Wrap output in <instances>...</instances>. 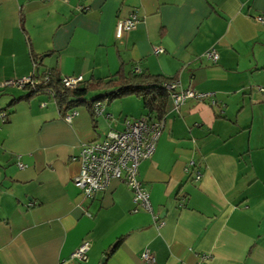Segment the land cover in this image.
<instances>
[{
  "label": "crops",
  "instance_id": "1",
  "mask_svg": "<svg viewBox=\"0 0 264 264\" xmlns=\"http://www.w3.org/2000/svg\"><path fill=\"white\" fill-rule=\"evenodd\" d=\"M133 13L136 26L117 37L116 22ZM257 17L264 0H0V264H144L145 250L153 264H264ZM32 56L61 77L145 71L207 95L177 110L169 100L155 151L137 169L151 212L118 180L92 197L72 182L82 145L145 115L141 101L139 116L124 96L94 117L79 106L65 122L50 94L26 98L5 85L31 75ZM82 241L89 248L77 261Z\"/></svg>",
  "mask_w": 264,
  "mask_h": 264
},
{
  "label": "built area",
  "instance_id": "2",
  "mask_svg": "<svg viewBox=\"0 0 264 264\" xmlns=\"http://www.w3.org/2000/svg\"><path fill=\"white\" fill-rule=\"evenodd\" d=\"M256 20L264 23V18L257 17ZM137 22L138 19L134 13L119 19L115 25V35L120 37L123 32L133 29ZM157 51L161 52L162 50L157 49ZM205 56L213 62L218 58L213 50H208ZM82 81L81 76L62 78L63 85L69 88L77 86ZM29 82L30 76H26L9 80L5 82V85L21 88ZM164 88L168 92L173 110H177L188 99L200 101L207 97L206 94H197L190 89H181L177 80L164 84ZM260 91H264V88H260ZM103 106V102L97 101L93 105V115H101ZM73 115V112L68 113L63 118L64 121L70 122ZM122 126L121 130L109 131L100 141L82 145L76 158L79 163V171L72 179L73 185L83 196L92 197L97 192L103 191L111 180H118L130 190L132 202L136 207L151 212L149 196L137 177V169L141 161L152 157L157 141L164 130V118L159 121L151 120L148 115L134 119L125 118ZM199 177L198 173L195 179H199ZM88 248L89 242L82 241L72 252L71 258L85 261ZM140 257L144 264L155 262L148 250L143 251Z\"/></svg>",
  "mask_w": 264,
  "mask_h": 264
},
{
  "label": "trees",
  "instance_id": "3",
  "mask_svg": "<svg viewBox=\"0 0 264 264\" xmlns=\"http://www.w3.org/2000/svg\"><path fill=\"white\" fill-rule=\"evenodd\" d=\"M39 58L32 56V73L30 82L21 89L26 91L25 97L29 98L40 93H48L52 96L59 115L64 118L79 106H86L93 115V105L97 102H109L124 96H133L141 101L145 115L151 120L165 118L169 105L168 92L164 84L175 80L174 77L153 75L145 71L129 70L120 71L109 79H93L90 82L82 81L75 87L63 85L62 78L56 68H44L39 70ZM83 79V78H82ZM91 92L98 93L94 98H89ZM23 97V96H22ZM20 97V98H22ZM17 101L14 99L11 103ZM104 109V108H103ZM119 241L115 242L105 253L111 255Z\"/></svg>",
  "mask_w": 264,
  "mask_h": 264
},
{
  "label": "rangeland",
  "instance_id": "4",
  "mask_svg": "<svg viewBox=\"0 0 264 264\" xmlns=\"http://www.w3.org/2000/svg\"><path fill=\"white\" fill-rule=\"evenodd\" d=\"M135 98H136V97H130L129 100H131L130 102H132L133 111H136V112H137L136 115H135V114H133V115H134V116H139L140 111H141V113H142L141 104H140V101L137 100V99H135ZM114 101H115V100H114ZM230 110H231V105H230ZM246 110H247V109H246ZM133 113H135V112H133ZM249 117H250V116H249ZM230 119L234 120V119H233V113H232V114L230 113Z\"/></svg>",
  "mask_w": 264,
  "mask_h": 264
}]
</instances>
